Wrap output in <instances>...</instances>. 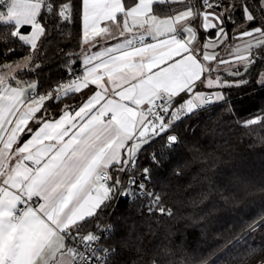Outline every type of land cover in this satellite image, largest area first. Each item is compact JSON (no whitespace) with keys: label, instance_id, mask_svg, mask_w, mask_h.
<instances>
[{"label":"snow or ice","instance_id":"snow-or-ice-1","mask_svg":"<svg viewBox=\"0 0 264 264\" xmlns=\"http://www.w3.org/2000/svg\"><path fill=\"white\" fill-rule=\"evenodd\" d=\"M155 2L158 0H133L132 6H126L122 0H80L76 10L82 13V45L86 49L82 53V75L59 84L55 91L28 98L26 88L20 86L19 81L13 87L8 82L15 79L11 74L16 69L27 68V64L17 65L16 69L5 66L8 72L0 74V144L3 145L0 147V162L6 156L11 157L8 168L0 171V209L8 210V215L0 218V233L15 225V239L24 235L25 228L30 230L35 243L26 264H90L96 258L97 249L88 246L100 237L92 233L79 235L80 225L94 217L111 199L115 185L110 183V168L114 167L119 172L127 171L128 166L134 168L139 150L154 138L165 135L183 113L191 114L194 109L224 99L219 91L205 94L196 90L199 85L207 88L232 86L227 81L222 82L219 76L202 78L206 74L210 77L214 71L212 62L219 61L215 70L221 65L233 64L242 66L246 74L259 59L254 58L253 50L264 48V27L244 31L237 37L244 44L236 47L232 60L219 59L214 51H209L218 46L217 41L226 43L225 17L233 8L217 14L210 9L220 5L203 0L209 10L202 14L189 7L173 17L161 19L153 13ZM44 7L57 14L61 22L67 23L73 15L75 3L64 2L57 7L54 0L49 3L46 0H4L0 4L3 8L0 10V24L11 25V37L35 52L38 41L46 35V27L40 19ZM261 10L264 11V7ZM244 11L246 21L254 22L255 18L246 6ZM199 15L203 17L202 26L206 34L218 30L215 40L203 44L202 60L193 44L197 39L196 29L186 26ZM232 22L227 20V23ZM112 25L119 30L123 41L101 51H92L101 39L112 37ZM24 27H30V32L22 34ZM178 29L185 34L184 38L180 37ZM138 31L140 35H137ZM162 35H167L168 39L160 41ZM145 36L151 37L153 42L146 43ZM229 73L240 75L238 68L235 71L229 69ZM90 86H95L94 94L89 95L74 114L64 110L59 118L48 119L44 110L46 102L54 97L59 100L60 94L67 96L69 93L92 91ZM27 88L34 89L36 85L28 84ZM184 94L191 98L184 99ZM178 98L182 102L175 107ZM25 105L27 109L21 112ZM42 111L44 115L38 117ZM11 118H15V126L7 132L5 125L12 124ZM32 121L40 124L35 132L28 127ZM94 122L106 126L105 134L112 137L109 148L113 150L105 153L103 173L86 171L77 181L65 183L72 165L61 159L63 149L52 155L42 167H35L40 161L32 154L35 150L39 155L46 140L64 142L69 135L68 130L72 129L77 131V137L73 139L78 141L79 133ZM246 123L251 125L257 121ZM25 132L31 138L23 146H17L13 154L10 150ZM176 142L175 135L167 136L166 146ZM13 156L14 164L10 162ZM152 159L158 163L155 156ZM21 164L23 169L19 167ZM142 174L146 180L150 179L149 169L145 168ZM119 183V180L115 181V184ZM132 183L135 184V180ZM144 187V184L139 185L141 191ZM146 195L151 197L153 194ZM33 198L39 201L35 206L31 203ZM18 203L23 205L19 210ZM158 203V198L153 201V204ZM160 211L164 210L161 208ZM73 229L76 235L72 234ZM69 237L72 244L82 245L85 250L70 246Z\"/></svg>","mask_w":264,"mask_h":264},{"label":"trees","instance_id":"trees-1","mask_svg":"<svg viewBox=\"0 0 264 264\" xmlns=\"http://www.w3.org/2000/svg\"><path fill=\"white\" fill-rule=\"evenodd\" d=\"M49 2L53 0H46ZM54 2L57 7L74 2L73 15L64 23L42 8L40 19L46 35L35 52L11 37V25L0 24V67L31 57L27 68L14 73V80H34L37 91L43 93L55 91L70 72L81 69L82 13L76 10L80 0ZM123 3L129 6L133 0ZM211 4H219L217 9L224 11L232 6L225 17V21H233L230 25L225 22L227 31L238 24L243 5L256 17L264 15L262 0H211ZM153 11L162 15L172 13L174 7L157 2ZM196 30L199 41L216 32L206 34L199 25ZM257 50L264 55V48ZM238 69L240 75L220 72L221 81L232 84L220 88L223 100L205 104L191 114L185 112L165 135L145 144L137 154V169L150 170L146 186L169 213L148 211L142 197L119 198L120 183L115 181L121 182L125 172L110 168L115 185L111 199L82 222L79 231V235L96 234L108 224L106 242L111 251L104 264H264V82L258 80L264 62L253 64L246 74L243 67ZM85 93H71L59 100L54 97L44 110L50 115L65 104H77ZM37 115L42 117L44 112ZM249 120L257 123L248 125ZM170 133L177 136V142L166 148ZM72 234H77L75 229Z\"/></svg>","mask_w":264,"mask_h":264},{"label":"crops","instance_id":"crops-1","mask_svg":"<svg viewBox=\"0 0 264 264\" xmlns=\"http://www.w3.org/2000/svg\"><path fill=\"white\" fill-rule=\"evenodd\" d=\"M123 2V0H122ZM159 2V0H158ZM157 3V2H155ZM154 3V4H155ZM160 3H166V4H173L174 11L172 13H164L162 15L157 14L153 11L155 15H157L161 19H166L169 17H173L177 14L178 11H184L187 10L189 7H192L193 11L198 12V13H203L204 11H208L209 8H204L200 3H192L189 0H166V2H160ZM153 4V5H154ZM133 3L129 6H132ZM247 7L251 14L254 16L255 20L257 23H252L249 24V22L246 21V13L244 11V7ZM153 7V6H152ZM263 7V6H262ZM241 15L239 17V23L238 25L234 28H232L230 31H226L227 34V39L226 43L220 44L219 41H217V47L213 49H209V51H214L219 59L223 60H232L234 58L233 53L236 49L237 46L242 47L244 44V41L238 40L237 37L241 35L242 32L244 31H251L254 28L257 27H263L261 20H264V15L262 16H257L254 14L253 10L249 8L247 5H243L241 7ZM1 10V9H0ZM214 13H221L224 12V9H217V8H211L210 9ZM121 24H122V18H121ZM231 23H229L230 25ZM196 25H199L201 28H203V17L202 15H199L189 21V23L186 26L193 27L196 29ZM227 25V21H226ZM113 29V35L111 38L108 40H103L101 39L99 43L92 49V51H101L105 47H111L114 46L116 43H121L123 41V37L119 36V30L116 28L115 25L111 26ZM82 31H83V22H82ZM218 31V30H216ZM30 32V27L28 31H22V34H26ZM197 32V30H196ZM141 33L138 31L137 35H140ZM178 34L180 35L181 38L185 37V34L182 32V30L178 29ZM198 35V34H197ZM168 39L167 35H162L159 40L164 41ZM216 39V32L214 35L206 37L203 41H199L198 37L196 41L193 42L194 46L198 49V55L199 58L202 60L203 57V44L206 43L208 40H215ZM145 42L146 43H152L151 37L145 36ZM137 46H139L137 44ZM160 47H163L162 44H160ZM86 51L85 47L83 46L82 51H81V69L78 73V75H82L83 71V64H82V53ZM127 51V49H125ZM25 57H27V60H24ZM29 56H24L21 57L17 60L9 61L4 63L0 67V74H4L8 72V69L5 66H12L13 69H16L17 65H24L29 63ZM219 61L212 62L211 66L214 69V71L211 73L210 77L208 74H206L203 79L207 78H213L215 79L218 75L220 76L221 71H228L229 69L235 71L237 68H241L242 66H237L233 64H228V65H221L218 70L216 69V65ZM208 63V62H205ZM22 68L16 69L11 75H14V73ZM144 77L141 76L140 80L143 81ZM71 79L64 81L63 83L69 82ZM20 82V86L26 88V97L31 98L32 96L38 97L40 94H45L43 92H38L37 91V84L34 80H29V81H22V80H14L12 81L9 79V83L15 87L16 82ZM28 84H35L36 88H27ZM92 91L84 90L86 93L84 97L77 103V104H65L63 105L58 111L52 112L50 115H48V119H57L59 118V115L62 114L64 110H69L73 114L80 106H82L83 102L86 101L87 97L91 94H94L95 86H90ZM197 91L204 92L205 94H209L212 92H221L219 87H213V88H207L204 85H199L198 88L196 89ZM71 94V93H69ZM163 93L161 92V95ZM64 96L63 94H60V97ZM184 99H189L191 98L189 95L184 94L183 96ZM182 101H178L175 107H179L180 103ZM27 105L24 106V108H21L20 111L23 112L24 110L27 109ZM184 114V113H183ZM12 119V124L11 125H5V131L10 132V128L15 126V118ZM28 127L31 128L32 132H35L39 127L40 124L36 121L30 122ZM106 126L101 125L97 122H94L92 125H89L88 129H86L84 132L79 133L78 136V141L76 139H73V137H77V131H74L72 129H69V135L67 136V139L64 142H61V140H46L44 145H42V151L40 152L39 155H37V152L34 150L33 152V157L37 160L40 161V163L36 164L35 167L38 169L43 166V164L47 161L50 160L52 155L56 154L59 152L61 149H63V152L61 153V159L64 162H69L72 165L71 172L69 176L67 177V180H65V183L67 182H75L77 181L86 171L90 173L94 172H100L101 170H105V164H106V157L105 153L106 152H111L113 149L109 148V143L112 140V137L108 134H105L104 128ZM51 128V126H49ZM25 135H21L20 137L17 138L16 142L13 145V149L10 150L15 154V149L17 146H23V144L31 138L30 134L28 132H25ZM2 134V133H0ZM55 135V133L53 134ZM52 145H55L54 147H51ZM3 145L0 144V147ZM11 159L10 156H6L5 159L0 162V171L7 169L8 168V160ZM11 163H15V156H13V160L10 161ZM29 164L31 162H28ZM21 169H23V164L19 165ZM94 179V177H93ZM39 203V201H38ZM37 203V204H38ZM36 204V205H37ZM19 203L17 204V206ZM35 206V205H34ZM8 215V210L7 209H0V218L6 217ZM16 232V226L13 225L7 229V231L0 233V261H3V264H26L29 256L31 255V252L34 247V240L32 238L31 232L29 229L25 228L24 229V235L22 236H16L14 239V234ZM11 252V255H10Z\"/></svg>","mask_w":264,"mask_h":264},{"label":"built area","instance_id":"built-area-1","mask_svg":"<svg viewBox=\"0 0 264 264\" xmlns=\"http://www.w3.org/2000/svg\"><path fill=\"white\" fill-rule=\"evenodd\" d=\"M4 3V1H2V4ZM209 3H211V0H209ZM201 4L204 8H208V4L203 3V0H201ZM253 56L254 58H259L256 59V62H264V55H261V53L258 52L257 49L253 50ZM254 63V64H255ZM78 75V72L73 71L70 72L69 75L67 76L66 80L69 79H74L75 76ZM163 95V94H162ZM157 103H159V101H157ZM170 117V114H169ZM171 146V145H170ZM170 146H166V148L170 147ZM105 170H101L99 173H103ZM143 170H138L137 166L135 165V167H131L128 166L127 171H125V175L124 178L122 179V181L120 182L119 186V191H118V197H128L130 199H135L137 197H142L144 199L145 202V206L148 209V211L150 212H155L158 214H166L170 212V209L167 208L160 200V197L153 192V190L149 189L146 186V182H145V177L142 174ZM132 180H135V184L132 183ZM111 184H113L112 181H110ZM144 184V190L141 191V189L139 188V185ZM146 193H152L153 195L151 197L147 196ZM159 199V203L158 204H153V201H155L156 199ZM32 205H36L38 203L37 198H33V201L31 202ZM23 207L22 204H19L17 206V210L21 209ZM163 209L164 211L161 212L160 209ZM18 214V212H17ZM109 226L104 225L102 226L98 232L95 234L98 237H100V239L97 242H94L92 245H89L88 247H95L97 249L96 251V258L93 259L90 264H104L105 260L107 259V257L110 254L111 251V247L107 244L106 242V238L108 236V229ZM69 243L70 246L72 247H79V249L81 251H84V247L82 245L78 246L75 244L71 243V237H69Z\"/></svg>","mask_w":264,"mask_h":264},{"label":"rangeland","instance_id":"rangeland-1","mask_svg":"<svg viewBox=\"0 0 264 264\" xmlns=\"http://www.w3.org/2000/svg\"><path fill=\"white\" fill-rule=\"evenodd\" d=\"M262 6L264 7V0H262ZM231 8H232V6H230ZM261 22H262V26L264 27V20L262 19L261 20ZM239 23V22H238ZM238 25V24H237ZM237 25H235L234 26V28L237 26ZM24 60H27V57H25V59ZM219 76V75H218ZM220 77V76H219ZM259 82H264V69L261 71V73H260V76H259ZM239 81H242V79H238V82ZM223 82V81H222ZM223 95V94H222Z\"/></svg>","mask_w":264,"mask_h":264},{"label":"water","instance_id":"water-1","mask_svg":"<svg viewBox=\"0 0 264 264\" xmlns=\"http://www.w3.org/2000/svg\"><path fill=\"white\" fill-rule=\"evenodd\" d=\"M227 25H229V23H227ZM170 135H175V134H173V133H170V134H168L167 136H170ZM176 136V135H175ZM177 137V136H176ZM263 219V218H262Z\"/></svg>","mask_w":264,"mask_h":264}]
</instances>
